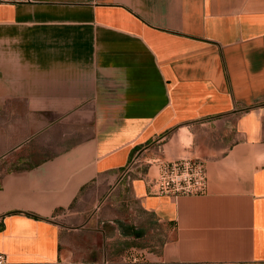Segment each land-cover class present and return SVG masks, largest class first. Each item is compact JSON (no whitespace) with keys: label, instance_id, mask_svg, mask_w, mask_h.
Masks as SVG:
<instances>
[{"label":"crops","instance_id":"obj_1","mask_svg":"<svg viewBox=\"0 0 264 264\" xmlns=\"http://www.w3.org/2000/svg\"><path fill=\"white\" fill-rule=\"evenodd\" d=\"M143 149L201 159L208 192L151 194ZM132 249L264 264V0H0V252Z\"/></svg>","mask_w":264,"mask_h":264},{"label":"built area","instance_id":"obj_2","mask_svg":"<svg viewBox=\"0 0 264 264\" xmlns=\"http://www.w3.org/2000/svg\"><path fill=\"white\" fill-rule=\"evenodd\" d=\"M154 163L157 166L156 174L149 175L148 178L145 177L151 194L178 197L180 195H200L208 192L207 169L201 159H155ZM131 164L125 171V175L128 177H131ZM137 255L142 256V258L137 257ZM126 256H132V258L124 263L111 262L112 258L86 261L64 256L58 259L56 264H136L148 262L147 254L136 249L129 250L128 254L122 255V257ZM0 264H10L3 252H0Z\"/></svg>","mask_w":264,"mask_h":264},{"label":"rangeland","instance_id":"obj_3","mask_svg":"<svg viewBox=\"0 0 264 264\" xmlns=\"http://www.w3.org/2000/svg\"><path fill=\"white\" fill-rule=\"evenodd\" d=\"M180 141H181V145H186V144H188L189 139L185 138L184 135H182V138L180 139ZM165 142H166V140H165ZM149 153H150V150L145 152L144 149L142 151L137 152V154L135 155V157L132 161V164H131V171H130L131 176L138 175L137 173H139V172H143L142 176L146 177V178H148L149 175L151 176V175L156 174V172H157V166L156 165L153 166L152 172L151 173L149 172L150 166L153 165L151 163V158L149 156ZM141 169H142V171H141ZM140 255H137V257H139ZM129 258H132V256H126V257L118 256V257L112 258L111 262L114 261V262L124 263V262L129 261ZM140 258H142V256H140ZM148 259H149V257H148Z\"/></svg>","mask_w":264,"mask_h":264}]
</instances>
